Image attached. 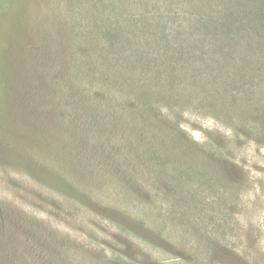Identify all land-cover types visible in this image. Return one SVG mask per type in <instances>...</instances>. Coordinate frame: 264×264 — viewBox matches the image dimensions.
Returning a JSON list of instances; mask_svg holds the SVG:
<instances>
[{"label": "rangeland", "instance_id": "374dc122", "mask_svg": "<svg viewBox=\"0 0 264 264\" xmlns=\"http://www.w3.org/2000/svg\"><path fill=\"white\" fill-rule=\"evenodd\" d=\"M195 3L0 0V264H264V0L235 10L263 11L245 42L195 46L204 74L157 119L92 102L82 67L90 29L197 36L229 0Z\"/></svg>", "mask_w": 264, "mask_h": 264}, {"label": "trees", "instance_id": "16d2710c", "mask_svg": "<svg viewBox=\"0 0 264 264\" xmlns=\"http://www.w3.org/2000/svg\"><path fill=\"white\" fill-rule=\"evenodd\" d=\"M190 1L193 6L197 5L196 0ZM242 1L229 0L226 12L224 9L221 15L211 11L206 18L192 21L199 24L201 34L197 36L185 32L182 27L170 31L164 25L165 18H155L153 23L145 15L139 18L142 27H137L133 33L122 27L90 29L87 32L88 60L82 67L92 78L89 86L91 101L98 97L107 104L116 103L121 107L119 117L128 116L125 111L138 105L140 112L138 116L133 115L134 119L140 120L145 115L143 112L149 113L144 120L157 119L151 112L155 103H169L173 95L179 94L186 73L196 72L193 79L191 77L192 82L198 74H204L205 68L199 72L195 67L197 55L201 54L196 52L195 46L198 50L199 44L212 46V58L224 55L227 46L248 39V25H253L252 21H261L263 11H258L259 5L257 10H248V18L235 11ZM127 38L133 42L127 44ZM210 56L207 53L208 61ZM217 73L214 69L209 78L213 81ZM152 151H157L155 146Z\"/></svg>", "mask_w": 264, "mask_h": 264}]
</instances>
